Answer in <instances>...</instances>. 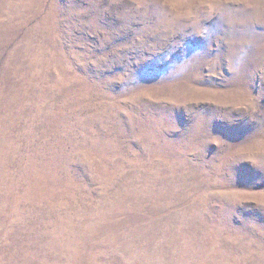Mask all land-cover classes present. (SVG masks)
Wrapping results in <instances>:
<instances>
[{
  "label": "rangeland",
  "instance_id": "1",
  "mask_svg": "<svg viewBox=\"0 0 264 264\" xmlns=\"http://www.w3.org/2000/svg\"><path fill=\"white\" fill-rule=\"evenodd\" d=\"M0 264H264V0H0Z\"/></svg>",
  "mask_w": 264,
  "mask_h": 264
}]
</instances>
